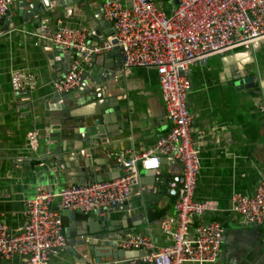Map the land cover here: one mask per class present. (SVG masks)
<instances>
[{
  "label": "crops",
  "instance_id": "0c3cea01",
  "mask_svg": "<svg viewBox=\"0 0 264 264\" xmlns=\"http://www.w3.org/2000/svg\"><path fill=\"white\" fill-rule=\"evenodd\" d=\"M38 1L23 0V4H27L24 8L20 4L11 6L4 23V27L8 24L7 33L0 38V222L7 224L12 231L26 222L24 210L27 199L40 190L56 193L71 185L53 163L44 160L47 165L39 167L38 157L27 144L30 131L36 130L41 134L48 126L45 105L50 97L57 94L55 82L66 75L73 59L80 58L76 55L69 62L60 60V49L52 40L41 30L31 27L30 23H24L20 11L29 10ZM155 1L167 13H172L178 5L176 0ZM103 2H77L73 19L62 14L59 19L51 21L54 31L62 22L72 28L87 29L91 45H95L96 40L105 42L107 39H99L108 29V20L102 16ZM55 10L56 5H52L49 12ZM110 27L114 35L112 23ZM107 57L123 59L121 51H113ZM87 69L88 64H83V71ZM14 71H25L38 80L36 88L30 92L31 104L26 117L17 110V97L11 84ZM239 76L245 83L253 82L255 86L239 89ZM190 77L192 87L188 106L194 115V139L201 152L195 199L218 203L216 212L206 213L199 221H217L226 230L222 258L215 264H264V241L262 246L254 248L253 256H246V261L240 263L238 251L245 243L243 239L258 233L264 240V228L245 225L232 205L235 193L253 194L264 175V40L211 56L195 65ZM81 86L70 93L79 96ZM116 95L119 106L124 109L119 122L110 127L112 139L109 146L97 158L102 160L103 166L111 165L113 176L117 175L114 171L119 168L114 161L115 154L127 153V159L141 156L171 128L156 68H135L130 74H123L118 80ZM39 153L44 156L42 143ZM180 171L181 167L176 162L163 160L160 183L155 180V172L146 176L141 171L133 187V198L123 205L127 211L118 214L128 215L137 225H131L133 230L130 233L149 236L157 252L171 243V238L162 231L161 222L164 217L175 214L174 200L167 194V184ZM154 187L158 189L156 193ZM77 219L99 221L100 216L96 213L87 216L77 214ZM71 224L70 218L64 216L66 234ZM116 251L124 250L117 248ZM125 255V258L111 255L97 263L94 255L84 259L67 247L52 257L49 264H133L130 260L140 259L144 253L126 250ZM21 261L20 256L9 259L0 256V264H20ZM134 264L151 263L137 261Z\"/></svg>",
  "mask_w": 264,
  "mask_h": 264
},
{
  "label": "built area",
  "instance_id": "2783aa9c",
  "mask_svg": "<svg viewBox=\"0 0 264 264\" xmlns=\"http://www.w3.org/2000/svg\"><path fill=\"white\" fill-rule=\"evenodd\" d=\"M23 0H0V38L7 33L4 23L10 7ZM104 17L113 24L114 35L98 45H91L87 29L58 25L49 37L71 59L68 72L59 78L55 90L67 94L83 83V64L108 56L113 52V39L118 40L123 57L122 72L135 68H156L169 132L141 156L126 158L115 154L114 161L125 172L119 177L85 185H68L61 192L40 190L25 201V224L15 230L0 222V256L9 259L20 256V264H49L50 259L68 247L64 231L63 211L87 216L100 210L123 206L134 196L133 187L141 171L155 172L161 182L163 160L181 167L167 184V194L174 200V215L162 219L161 228L171 243L158 252L152 239L142 233H128L117 241L116 248L145 252L130 263L151 264H215L222 258L226 230L217 221H199L206 213L216 212L215 201H197L195 192L201 171V152L194 139V115L188 106L192 87L191 69L209 57L224 54L245 44L264 40V0H178L172 13L161 9L155 0H104ZM37 79L25 71L11 76L17 110L29 115L30 92ZM264 111V107L262 108ZM27 144L45 167L39 153L40 134L32 130ZM158 191L154 187V192ZM232 205L247 226L264 224V175L253 194L235 193ZM199 222V223H197ZM193 227V225H195ZM124 260V259H123ZM122 260V261H123Z\"/></svg>",
  "mask_w": 264,
  "mask_h": 264
},
{
  "label": "water",
  "instance_id": "95a60500",
  "mask_svg": "<svg viewBox=\"0 0 264 264\" xmlns=\"http://www.w3.org/2000/svg\"><path fill=\"white\" fill-rule=\"evenodd\" d=\"M81 0H39L29 7L21 10L19 15L24 23L41 30L42 34L50 37L54 32L52 20L59 19L62 14L70 19L74 18V5ZM178 2V0H176ZM27 4H21L25 7ZM56 5L57 10H52ZM104 17V15L102 14ZM99 39L105 40L113 37L110 24ZM8 29V24L5 26ZM96 39V38H95ZM100 43L96 40V44ZM113 51H121L118 40L113 39ZM73 53L59 50L58 58L69 62ZM122 61L120 58L101 56L93 59L88 64V69L83 72V83L79 88V96L73 93L54 94L46 103L47 128L40 134V143L43 145L44 160L53 163L56 168L70 181L71 185H85L100 182L106 179L119 177L124 168H117L110 172L111 165L99 164L96 159L109 146L112 139L110 127L119 122L124 107L119 106L116 90L118 80L122 77ZM238 82L239 89H250L255 86L245 83L242 77ZM103 154V153H102ZM101 157V156H100ZM176 164H178L176 162ZM148 176L150 172H145ZM123 206L95 212L100 216L99 221L88 219L78 220L77 213L64 210L63 215L69 217L72 224L68 233V248L74 254H79L84 259L94 255L97 263L109 256L125 258L126 251H116L117 241L128 233L133 227L132 219L128 215H118L125 212ZM256 227V226H252ZM258 227H263L264 224ZM246 245H241L239 253L246 256L254 255V248L262 246L263 235L253 233ZM145 254V252H142Z\"/></svg>",
  "mask_w": 264,
  "mask_h": 264
},
{
  "label": "flooded vegetation",
  "instance_id": "af4514ba",
  "mask_svg": "<svg viewBox=\"0 0 264 264\" xmlns=\"http://www.w3.org/2000/svg\"><path fill=\"white\" fill-rule=\"evenodd\" d=\"M243 245H246V242L243 243ZM240 249H241V248H240ZM240 249H239V250H240ZM238 253H239V251H238ZM239 255H240V257H238V255H237V257L240 258V259H239L240 263L243 262V261H246V259H245L246 254H241V253H239ZM244 263H245V262H244Z\"/></svg>",
  "mask_w": 264,
  "mask_h": 264
},
{
  "label": "rangeland",
  "instance_id": "374dc122",
  "mask_svg": "<svg viewBox=\"0 0 264 264\" xmlns=\"http://www.w3.org/2000/svg\"><path fill=\"white\" fill-rule=\"evenodd\" d=\"M96 161L99 163V164H101L102 162V160H100V159H96Z\"/></svg>",
  "mask_w": 264,
  "mask_h": 264
}]
</instances>
